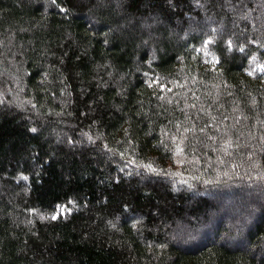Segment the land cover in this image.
<instances>
[{
  "label": "trees",
  "instance_id": "trees-1",
  "mask_svg": "<svg viewBox=\"0 0 264 264\" xmlns=\"http://www.w3.org/2000/svg\"><path fill=\"white\" fill-rule=\"evenodd\" d=\"M238 183L264 0H0V264H264V208L212 200Z\"/></svg>",
  "mask_w": 264,
  "mask_h": 264
},
{
  "label": "rangeland",
  "instance_id": "rangeland-1",
  "mask_svg": "<svg viewBox=\"0 0 264 264\" xmlns=\"http://www.w3.org/2000/svg\"><path fill=\"white\" fill-rule=\"evenodd\" d=\"M213 61V59H212ZM254 186L251 187H243V183H238L235 186L231 187H226L224 190H227V192H221L217 193L212 197V200H216L217 203L215 205L218 206V209L220 210V220H224L223 218V213L224 216L235 214L236 212H248L250 211V207L254 208H264V192L262 193V190L264 191V185L263 184H253ZM234 189H237L239 192V195L243 197V199H247L245 202H242L239 200L238 196L236 197L235 194L233 195L234 192H236ZM233 190L234 192L231 193L230 191ZM241 193V194H240ZM249 206V208H246L245 206ZM254 205V206H253ZM70 212V210L67 207H59L57 209V214L55 217L58 216V214L64 216L66 213ZM264 253V250L262 251Z\"/></svg>",
  "mask_w": 264,
  "mask_h": 264
}]
</instances>
